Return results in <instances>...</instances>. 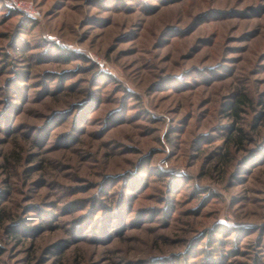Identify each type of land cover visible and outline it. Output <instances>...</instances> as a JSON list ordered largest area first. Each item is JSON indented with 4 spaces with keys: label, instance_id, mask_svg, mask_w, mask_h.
I'll use <instances>...</instances> for the list:
<instances>
[{
    "label": "rangeland",
    "instance_id": "1",
    "mask_svg": "<svg viewBox=\"0 0 264 264\" xmlns=\"http://www.w3.org/2000/svg\"><path fill=\"white\" fill-rule=\"evenodd\" d=\"M0 0V264H264V0Z\"/></svg>",
    "mask_w": 264,
    "mask_h": 264
},
{
    "label": "built area",
    "instance_id": "2",
    "mask_svg": "<svg viewBox=\"0 0 264 264\" xmlns=\"http://www.w3.org/2000/svg\"><path fill=\"white\" fill-rule=\"evenodd\" d=\"M16 4L21 7L22 9H24L25 11H34V8L32 7V3L30 2H25V1H16Z\"/></svg>",
    "mask_w": 264,
    "mask_h": 264
}]
</instances>
